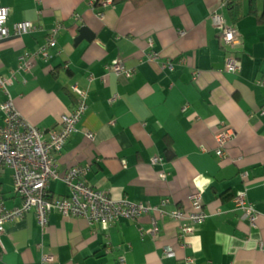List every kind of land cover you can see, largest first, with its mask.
<instances>
[{
	"label": "crops",
	"instance_id": "1",
	"mask_svg": "<svg viewBox=\"0 0 264 264\" xmlns=\"http://www.w3.org/2000/svg\"><path fill=\"white\" fill-rule=\"evenodd\" d=\"M0 1L9 8L10 30L25 20L35 26L0 39V73L14 71L7 89L21 118L58 128L76 104L71 86L88 89L77 130L53 154L56 168L88 166L84 179L93 188L162 210L94 224L53 210L41 227L32 209L5 224L0 264H264V86L257 84L264 76V24L247 0L232 48L223 46L211 18L219 13L230 23L226 0H150L137 7ZM254 8L260 14L263 0ZM55 26L49 56L36 54L29 72L19 69L20 57L38 53ZM81 26L90 38L77 41ZM226 57L239 58L240 71L227 72ZM118 60L131 77L113 72ZM7 97L0 90V102ZM221 131L228 137L219 157ZM239 192L256 210L253 222L235 205ZM193 193L207 217L182 235L168 212L190 211ZM67 194L61 180L49 181L50 198ZM0 195L8 208L21 204L8 168L0 172Z\"/></svg>",
	"mask_w": 264,
	"mask_h": 264
},
{
	"label": "built area",
	"instance_id": "2",
	"mask_svg": "<svg viewBox=\"0 0 264 264\" xmlns=\"http://www.w3.org/2000/svg\"><path fill=\"white\" fill-rule=\"evenodd\" d=\"M94 0H90L93 3ZM110 3V0L103 5ZM9 8L0 1V39L11 33L23 34L32 31L35 26L29 20L14 22L12 30L6 25ZM213 25L221 32V42L225 47H233L238 44L240 32L234 24L226 21L223 15L213 13L211 15ZM59 26L48 30L47 41L42 45L38 53H25L20 57L19 69L29 72L32 66V58L40 54L43 58L49 56V48L56 43L55 35ZM151 44V42H149ZM150 58H156L152 54ZM113 72L124 73L127 77L132 76V71L127 69L122 60H118L111 66ZM224 69L227 72H238L241 69V61L236 57H226ZM14 76V71L9 75L0 73V90L8 97L0 102V111L3 113L4 123L0 125V172L5 169L11 170L13 187L22 198L19 206L8 208L5 206L0 195V236L5 230V224L34 210L36 219L41 227L48 221V215L56 210L64 217L79 216L85 218L89 224L114 223L121 219H138L150 210L161 208L153 207L143 202H132L126 199H114L105 191L93 188L84 179L88 166H72L64 171H59L55 165L54 153L60 152L69 136L77 130V124L87 110L88 89L77 85L71 86V91L76 97L74 108L61 117L58 128L42 129L21 118L17 112L10 95L8 84ZM92 81V77L89 78ZM257 84L264 86V76L257 80ZM264 113V109L262 110ZM92 138V133L86 134ZM228 137L226 131L217 135L216 155H223V145ZM159 157H152L154 163ZM61 180L68 188V194L61 197H48V184L50 180ZM234 202L242 211V216L253 222L256 218V210L247 200L245 192H239L234 196ZM192 209L182 211L173 209L168 215L178 222L182 235L190 233L195 225L201 224L207 217L202 208V202L198 193L190 195ZM158 227L153 224L150 229L151 235H155ZM264 249V246L262 247ZM171 255V250H165ZM44 261H51L52 256L43 254ZM190 261V260H188Z\"/></svg>",
	"mask_w": 264,
	"mask_h": 264
},
{
	"label": "trees",
	"instance_id": "3",
	"mask_svg": "<svg viewBox=\"0 0 264 264\" xmlns=\"http://www.w3.org/2000/svg\"><path fill=\"white\" fill-rule=\"evenodd\" d=\"M106 1L108 0H94L93 6L101 7ZM126 1H130L134 6L137 7L142 4H145L150 0H110V3L116 5ZM247 1L249 2L250 12L257 14L258 16V23L264 24V0H263V8L260 14H258L257 11L255 12L254 5L256 3V0H247ZM244 3L245 0H226V9L228 11L229 20L231 24H235V22L245 14Z\"/></svg>",
	"mask_w": 264,
	"mask_h": 264
},
{
	"label": "water",
	"instance_id": "4",
	"mask_svg": "<svg viewBox=\"0 0 264 264\" xmlns=\"http://www.w3.org/2000/svg\"><path fill=\"white\" fill-rule=\"evenodd\" d=\"M84 37H86V38H90V37H89V30H88L87 27H85V26H81V27L79 28L78 36L76 37V40L78 41V40H80V39H82V38H84ZM91 37H92V36H91Z\"/></svg>",
	"mask_w": 264,
	"mask_h": 264
}]
</instances>
